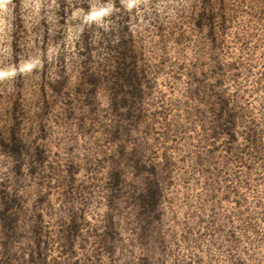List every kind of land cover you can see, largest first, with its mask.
<instances>
[{"label": "clouds", "instance_id": "clouds-1", "mask_svg": "<svg viewBox=\"0 0 264 264\" xmlns=\"http://www.w3.org/2000/svg\"><path fill=\"white\" fill-rule=\"evenodd\" d=\"M0 264H264V0H0Z\"/></svg>", "mask_w": 264, "mask_h": 264}]
</instances>
